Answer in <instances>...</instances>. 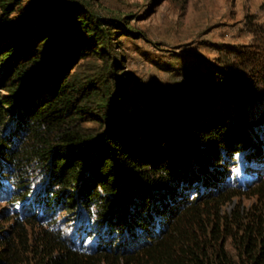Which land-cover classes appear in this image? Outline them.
<instances>
[{"label": "trees", "instance_id": "16d2710c", "mask_svg": "<svg viewBox=\"0 0 264 264\" xmlns=\"http://www.w3.org/2000/svg\"><path fill=\"white\" fill-rule=\"evenodd\" d=\"M121 29L76 0H0V181L23 202L38 174L27 209L81 216L95 239L85 249L42 229L26 252L35 264H264V176L253 212L221 214L243 195L226 183L235 157L264 158V106L216 72L132 106L110 54ZM88 58L101 65L83 71ZM35 214L12 218L0 264H23Z\"/></svg>", "mask_w": 264, "mask_h": 264}, {"label": "rangeland", "instance_id": "374dc122", "mask_svg": "<svg viewBox=\"0 0 264 264\" xmlns=\"http://www.w3.org/2000/svg\"><path fill=\"white\" fill-rule=\"evenodd\" d=\"M76 1L103 19L121 23L122 29L116 31L110 54L119 65V77L126 81L132 106L157 105L174 91L216 72L229 74L230 88L247 92L248 108L254 107L257 111L263 108L264 96L257 100L253 90L264 92V0ZM100 65L88 58L82 67L83 71L90 72ZM90 119L85 118L82 127L100 131V121ZM263 162L264 158L247 163L243 155L235 157L226 183L229 188L241 189L243 195L232 198L222 207L223 216L236 213L246 217L259 205L252 189L262 181ZM26 180L30 195L27 200L16 203L12 202L18 197L14 189L0 181V240L11 231L15 214H35L27 205L42 189L43 181L38 174ZM40 214V210L36 211L37 219L43 218L36 226L24 227L23 241L29 247L20 250L23 264H35L34 256L26 251L31 249V244L39 247L34 238L42 229L59 232L64 240L78 247L94 246L95 239H87L83 234L86 226L83 217L63 211L47 218ZM228 249L235 254L230 246Z\"/></svg>", "mask_w": 264, "mask_h": 264}]
</instances>
